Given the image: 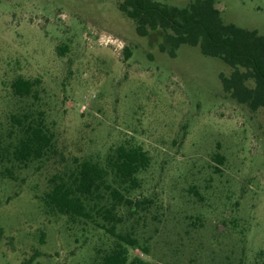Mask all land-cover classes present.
Returning <instances> with one entry per match:
<instances>
[{"label":"rangeland","instance_id":"374dc122","mask_svg":"<svg viewBox=\"0 0 264 264\" xmlns=\"http://www.w3.org/2000/svg\"><path fill=\"white\" fill-rule=\"evenodd\" d=\"M120 1L0 0V264H94L113 244L108 224L71 220L42 196L74 159L103 165L119 145L148 156L119 188L139 202L117 210L115 232L136 240L128 264H264V107L223 89L219 58L188 45L171 57L160 30L139 36ZM215 5L264 34V0ZM17 77L30 95L13 93ZM12 115L41 118L53 151L14 160Z\"/></svg>","mask_w":264,"mask_h":264},{"label":"trees","instance_id":"16d2710c","mask_svg":"<svg viewBox=\"0 0 264 264\" xmlns=\"http://www.w3.org/2000/svg\"><path fill=\"white\" fill-rule=\"evenodd\" d=\"M118 8L133 22L139 36L160 30L163 43L159 48L171 57L181 45H188L198 47L204 56L219 58L231 68L229 76L220 75L223 89L252 110L264 107V34L225 22L215 0H190L184 6L163 0H121ZM11 88L22 98L31 94L33 83L17 77ZM11 120L17 135L14 160L25 164L53 151L52 134L41 118L12 115ZM214 158L221 163L218 154ZM147 164L148 156L141 147L119 145L103 165L88 158L74 159L49 179L42 200L50 210L71 220L90 218V212H94L108 224L113 244L94 264H128L129 249L136 246V240L115 232L121 222L117 210L127 205V211L132 212L139 202L125 197L119 188L130 189L136 183V174ZM133 261L143 263L138 258Z\"/></svg>","mask_w":264,"mask_h":264}]
</instances>
